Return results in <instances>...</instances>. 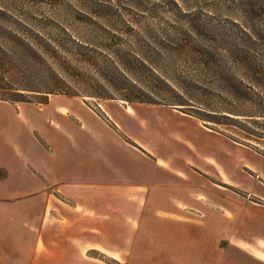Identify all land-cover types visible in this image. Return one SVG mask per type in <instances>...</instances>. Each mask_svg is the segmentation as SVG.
I'll return each instance as SVG.
<instances>
[{
	"label": "rangeland",
	"instance_id": "1",
	"mask_svg": "<svg viewBox=\"0 0 264 264\" xmlns=\"http://www.w3.org/2000/svg\"><path fill=\"white\" fill-rule=\"evenodd\" d=\"M255 52L264 53V0H0V101L52 107L54 120L64 108L90 109L104 125L103 107L178 108L240 144L230 166L246 184L248 166L264 160V118L254 117L264 107L239 97L264 86L235 63ZM239 195H228V221L215 200L209 215L191 211L198 222L181 241V264H264L263 203Z\"/></svg>",
	"mask_w": 264,
	"mask_h": 264
},
{
	"label": "crops",
	"instance_id": "2",
	"mask_svg": "<svg viewBox=\"0 0 264 264\" xmlns=\"http://www.w3.org/2000/svg\"><path fill=\"white\" fill-rule=\"evenodd\" d=\"M148 108L103 107L104 125L90 109L54 120L52 107L0 101V264H181L191 211L209 215L215 200L228 221L229 193L264 206V160L246 184L230 166L240 144L178 108Z\"/></svg>",
	"mask_w": 264,
	"mask_h": 264
},
{
	"label": "trees",
	"instance_id": "3",
	"mask_svg": "<svg viewBox=\"0 0 264 264\" xmlns=\"http://www.w3.org/2000/svg\"><path fill=\"white\" fill-rule=\"evenodd\" d=\"M228 56L231 52L227 51ZM239 71L242 72L243 78L249 81L251 85L264 86V53L255 52L253 55H246L235 63ZM249 92H243L240 101L251 105L252 107H264V92L257 93V97L249 96ZM253 117V116H252ZM256 118H264V112L254 115Z\"/></svg>",
	"mask_w": 264,
	"mask_h": 264
}]
</instances>
